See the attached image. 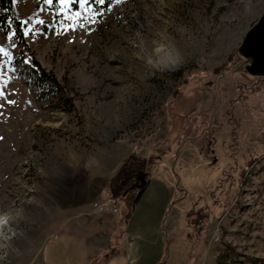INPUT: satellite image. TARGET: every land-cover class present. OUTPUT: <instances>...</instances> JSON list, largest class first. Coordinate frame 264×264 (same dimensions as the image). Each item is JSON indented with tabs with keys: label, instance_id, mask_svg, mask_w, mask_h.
I'll return each instance as SVG.
<instances>
[{
	"label": "rangeland",
	"instance_id": "374dc122",
	"mask_svg": "<svg viewBox=\"0 0 264 264\" xmlns=\"http://www.w3.org/2000/svg\"><path fill=\"white\" fill-rule=\"evenodd\" d=\"M13 5L31 19L28 52L0 30V264H81L93 203L117 207L101 264H264V79L236 52L264 0ZM29 55L69 113L17 77Z\"/></svg>",
	"mask_w": 264,
	"mask_h": 264
},
{
	"label": "trees",
	"instance_id": "16d2710c",
	"mask_svg": "<svg viewBox=\"0 0 264 264\" xmlns=\"http://www.w3.org/2000/svg\"><path fill=\"white\" fill-rule=\"evenodd\" d=\"M73 10H76L77 3L80 0H69ZM117 0H104L101 5L97 0H86L94 10L105 13L113 2ZM29 16L24 21H21L15 11L13 0H0V30L5 33L9 29L15 34L14 39L16 43L28 52V48L23 39V30L30 23ZM27 22V23H25ZM29 61H24L23 57L14 58L11 66L21 80H25L26 84L34 89L36 98L40 101H47L52 108L60 109L69 113L71 111V104L64 97L63 89L50 73L45 71L32 55H29ZM213 93V92H212Z\"/></svg>",
	"mask_w": 264,
	"mask_h": 264
},
{
	"label": "crops",
	"instance_id": "0c3cea01",
	"mask_svg": "<svg viewBox=\"0 0 264 264\" xmlns=\"http://www.w3.org/2000/svg\"><path fill=\"white\" fill-rule=\"evenodd\" d=\"M105 206V213L99 215L98 217L101 222H98L97 220L93 221L90 231H82L81 233H74V235L71 233L69 234L71 236H75L78 240V243H81V247L84 249L85 254L83 256L81 264H101L102 261H100V258L106 252V249L109 246L108 239L110 238L108 234L110 235V233H112L113 231V228L110 225L112 221V214L108 211L109 206L107 204ZM57 238L58 237H53L52 240L55 241L57 240ZM61 241L62 240L58 241V245L62 243ZM61 256L63 255H61L59 251H56L54 249L47 255V257H41L39 263L48 264V262H45L47 258L49 262L50 260H52V263L54 262L56 264V260L61 258ZM68 257L76 259V255L71 256L69 254Z\"/></svg>",
	"mask_w": 264,
	"mask_h": 264
},
{
	"label": "water",
	"instance_id": "95a60500",
	"mask_svg": "<svg viewBox=\"0 0 264 264\" xmlns=\"http://www.w3.org/2000/svg\"><path fill=\"white\" fill-rule=\"evenodd\" d=\"M236 52L246 62L243 70L247 76L264 79V9L245 32Z\"/></svg>",
	"mask_w": 264,
	"mask_h": 264
},
{
	"label": "bare ground",
	"instance_id": "6f19581e",
	"mask_svg": "<svg viewBox=\"0 0 264 264\" xmlns=\"http://www.w3.org/2000/svg\"><path fill=\"white\" fill-rule=\"evenodd\" d=\"M154 17H156V16H154ZM158 18V17H157ZM151 27L153 26V27H156V25H157V23H158V19H156V18H151ZM161 21V20H160ZM150 24V23H149ZM162 25H163V23H162ZM150 28V27H149ZM147 37L149 38V39H151V40H153L154 38H156L155 37V35H147ZM162 39H163V41H165V39H166V35H165V33L163 34V37H162ZM153 44V43H152ZM128 50L130 51L131 50V47L129 46L128 47ZM154 53V52H153ZM156 54V53H155ZM181 60H183L182 59V57L179 59V62L177 63V65H180V63H181ZM138 63H142V61L141 62H139L138 61ZM155 68V67H154ZM66 120H67V117L66 116H64V115H53L52 116V123H51V126H57V125H59V124H62V123H65L66 122ZM117 213V210H116V212H115V214ZM5 220L3 219V220H0V232H1V229H2V226L5 224V222H4Z\"/></svg>",
	"mask_w": 264,
	"mask_h": 264
},
{
	"label": "built area",
	"instance_id": "2783aa9c",
	"mask_svg": "<svg viewBox=\"0 0 264 264\" xmlns=\"http://www.w3.org/2000/svg\"><path fill=\"white\" fill-rule=\"evenodd\" d=\"M92 208H93V212L95 214H98V215H101V214L105 213V211H106V206L104 204H100V203H93ZM116 210H117V207H115L114 205H111L110 208H108V211L111 214H115Z\"/></svg>",
	"mask_w": 264,
	"mask_h": 264
},
{
	"label": "snow or ice",
	"instance_id": "6c2138e0",
	"mask_svg": "<svg viewBox=\"0 0 264 264\" xmlns=\"http://www.w3.org/2000/svg\"><path fill=\"white\" fill-rule=\"evenodd\" d=\"M48 2L49 3H51L52 2V0H48ZM118 2H120V0H118ZM97 3H99V4H103L104 3V0H97ZM25 23H27V22H25ZM14 33H13V35L12 36H9L8 38H9V40H12V39H14ZM0 54H2V55H4L5 57H7V59L10 61L11 60V56H10V54L7 52V50H5L4 48H2V47H0Z\"/></svg>",
	"mask_w": 264,
	"mask_h": 264
}]
</instances>
